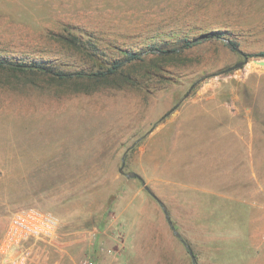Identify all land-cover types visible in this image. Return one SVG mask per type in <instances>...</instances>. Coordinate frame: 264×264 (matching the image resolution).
<instances>
[{
	"label": "rangeland",
	"instance_id": "1",
	"mask_svg": "<svg viewBox=\"0 0 264 264\" xmlns=\"http://www.w3.org/2000/svg\"><path fill=\"white\" fill-rule=\"evenodd\" d=\"M261 52L264 0H0V239L33 207L27 264H264Z\"/></svg>",
	"mask_w": 264,
	"mask_h": 264
},
{
	"label": "built area",
	"instance_id": "2",
	"mask_svg": "<svg viewBox=\"0 0 264 264\" xmlns=\"http://www.w3.org/2000/svg\"><path fill=\"white\" fill-rule=\"evenodd\" d=\"M59 229L58 218L50 211L24 208L14 212L0 239V264H27L36 243L52 239ZM77 264H98L89 256Z\"/></svg>",
	"mask_w": 264,
	"mask_h": 264
},
{
	"label": "trees",
	"instance_id": "3",
	"mask_svg": "<svg viewBox=\"0 0 264 264\" xmlns=\"http://www.w3.org/2000/svg\"><path fill=\"white\" fill-rule=\"evenodd\" d=\"M216 35H217V33H216V34H209L207 37H208V38H213V37H216V38H217ZM192 44H193L192 42H188V43L185 44L184 47H189V46H191ZM229 45L232 46L231 48H234V47H235V44L232 43V42H230ZM246 57L249 58V57H253V56H246ZM255 57H262V58H264V52L259 53V54L256 55ZM128 58H129L128 60H133V59L137 58V55L131 54V55H129ZM2 64H3V63L0 62V65H2ZM121 65H122L121 62L116 63L115 65L112 66L111 69L108 70V72L111 73V72L117 70ZM17 67L20 68L19 65H18ZM34 68L39 69V70H43V71H46V72H51L50 69L45 68L44 66H41V65H36V66H34ZM98 75H103V74L100 73V74H98Z\"/></svg>",
	"mask_w": 264,
	"mask_h": 264
},
{
	"label": "water",
	"instance_id": "4",
	"mask_svg": "<svg viewBox=\"0 0 264 264\" xmlns=\"http://www.w3.org/2000/svg\"><path fill=\"white\" fill-rule=\"evenodd\" d=\"M243 57H244V60H245V61H244V62H241V63H238V64L235 65L232 69L240 68V67H242V66L245 64V62H246V60H247V57H246V56H243ZM255 63H257V64L260 65V66H264V61H255ZM122 167H123V162H122ZM119 172H120V173H123L122 168L119 170ZM129 176H131V177H136L137 179L141 180V178H140L138 175L134 174V173L130 174ZM168 222H169V224L171 225V222H170L169 219H168ZM171 227H172V229L174 230V228H173L172 225H171ZM176 235H177V234H176ZM187 249H188V252H189V255H190L191 259L194 260V256H193L192 252L189 250L188 247H187Z\"/></svg>",
	"mask_w": 264,
	"mask_h": 264
},
{
	"label": "crops",
	"instance_id": "5",
	"mask_svg": "<svg viewBox=\"0 0 264 264\" xmlns=\"http://www.w3.org/2000/svg\"><path fill=\"white\" fill-rule=\"evenodd\" d=\"M97 263V262H96ZM98 264H100V263H98Z\"/></svg>",
	"mask_w": 264,
	"mask_h": 264
}]
</instances>
